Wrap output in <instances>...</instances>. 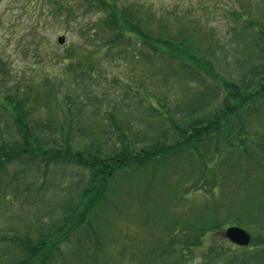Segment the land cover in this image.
<instances>
[{"label":"trees","instance_id":"obj_1","mask_svg":"<svg viewBox=\"0 0 264 264\" xmlns=\"http://www.w3.org/2000/svg\"><path fill=\"white\" fill-rule=\"evenodd\" d=\"M91 2L104 16L93 28L95 34L85 36L99 40L90 50L69 49L63 70L27 78L11 68L6 56L0 57V85L5 87L0 96V179L13 167L15 177L26 178L31 169L46 176L49 166L58 163L81 168L89 179L77 196L59 199L50 216L37 217L22 231L0 227V264H70L74 259L96 264L104 246L93 217H99L103 205L97 206L106 199L110 181L159 169L161 163L170 167L183 153L194 157L197 190L208 193L202 204L207 212L201 210L205 214L187 226L194 234L174 230L143 247L139 264H187L207 232L221 227L227 215L260 237L252 238L249 247L209 246L194 264H264V182L249 179L255 157L245 147L242 116L264 104L263 24L245 21L242 30L255 59L244 60L239 71H226L214 37L199 34L188 15L166 21L152 6L112 8L108 0ZM33 40L35 46L26 44L23 51L35 57L31 69H43V40ZM101 52L108 59L103 67ZM118 59L126 67L123 76L114 73ZM98 85H119L123 93L111 88L95 93ZM178 85L183 94H177ZM57 97V105L67 107L58 116L50 109ZM224 162L232 170L222 177ZM225 189H231L228 199ZM2 195L14 199L0 189ZM222 197V204L216 203Z\"/></svg>","mask_w":264,"mask_h":264},{"label":"rangeland","instance_id":"obj_2","mask_svg":"<svg viewBox=\"0 0 264 264\" xmlns=\"http://www.w3.org/2000/svg\"><path fill=\"white\" fill-rule=\"evenodd\" d=\"M91 1L0 0V57L6 56L11 68L27 78L40 79L41 73L53 76L55 71L63 70L66 65L63 55H68L69 49L84 46L90 50L96 46L95 41L99 40L97 35L94 38L91 36L92 41L85 36L87 33L95 34L93 28L96 27L98 19L104 16L96 6L97 2ZM108 1L112 8H123L131 3L152 6L157 16L166 21L175 16L188 15L194 25L201 29L199 34L204 31L214 37L217 56L224 62L226 71H239V65H244V60L255 55L253 45L245 40L242 30L245 21L259 20L264 26V0ZM59 36L66 38L64 45L58 44ZM33 38L43 40V69H31L30 66L36 63L35 57L33 53H26L22 48L26 44L34 47ZM102 53L99 55L103 56V67L107 65L108 59ZM125 68L123 61L118 59L114 73L123 76ZM177 87V94H183L181 85ZM108 88L117 90L120 95L123 93L119 85H98L94 90L95 93H102ZM4 90L5 87L0 85V96H3ZM62 94L63 92L59 93V97H63ZM59 97L52 99L50 104L52 114L56 116L67 109L66 105L64 109L57 105L56 102L61 100ZM242 116L246 127L245 147L255 157L252 160L254 166L249 179L261 184L264 182V171L261 170V167L264 168V104L259 108L254 106L251 113ZM236 133L234 131V135ZM193 160L192 155L186 156V153H183L177 155L170 167L164 162L165 165L161 163L159 169L151 167L144 173L110 181V189L108 186L105 193L106 199L97 206L98 208L103 205L98 208L99 217H93L99 230L97 232H101V242L104 246V254L97 258L99 261L96 264H139L144 261L143 247L145 249V246L151 245L155 240H162L174 230L178 233L182 231L186 236L195 233L192 229H187V226L197 222V217L203 214L201 210L207 212L206 205L202 204L206 201L208 193L205 189L197 190L199 182L196 183L197 170ZM212 165L210 163V166ZM16 170L17 168L13 167L12 173H6L0 179V189L6 194L11 193L14 198L9 202V196L0 197V227L17 229L15 231L24 230L26 225H30L37 217L44 219L47 215L50 216L49 210L55 208L59 199L66 200L67 195L77 196V191L80 192L89 181L88 174L73 164H51L46 176H43L42 171L31 169L25 171L26 178L24 174L15 177ZM230 170L232 169L228 162H224L220 170L222 177L227 176ZM255 187L257 188V183ZM99 188L94 189L89 206L94 207L93 203H97ZM230 190L225 189L223 197L228 199ZM217 193L220 196V190H217ZM223 197L217 199L216 203L222 204ZM87 210L86 208L85 211ZM222 224L221 227L216 226L207 232L202 247L193 250L194 256L189 257L187 264L198 261L197 256L201 257L209 246H233L225 236V231L230 226L247 229L253 240L260 237L251 226L239 225L234 219L228 218V215ZM192 239L194 240V237ZM135 254L137 259L134 258ZM70 264L79 263L74 259Z\"/></svg>","mask_w":264,"mask_h":264},{"label":"water","instance_id":"obj_3","mask_svg":"<svg viewBox=\"0 0 264 264\" xmlns=\"http://www.w3.org/2000/svg\"><path fill=\"white\" fill-rule=\"evenodd\" d=\"M57 42L59 45H64L66 42V38L64 36H59L57 38ZM225 236L232 243L241 247H246L250 245L252 240V236L250 232L247 229L240 226H230L225 231Z\"/></svg>","mask_w":264,"mask_h":264}]
</instances>
